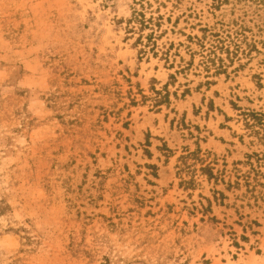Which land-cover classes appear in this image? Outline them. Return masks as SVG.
<instances>
[{
  "label": "rangeland",
  "instance_id": "rangeland-1",
  "mask_svg": "<svg viewBox=\"0 0 264 264\" xmlns=\"http://www.w3.org/2000/svg\"><path fill=\"white\" fill-rule=\"evenodd\" d=\"M104 257L264 264V0H0V264Z\"/></svg>",
  "mask_w": 264,
  "mask_h": 264
},
{
  "label": "trees",
  "instance_id": "trees-1",
  "mask_svg": "<svg viewBox=\"0 0 264 264\" xmlns=\"http://www.w3.org/2000/svg\"><path fill=\"white\" fill-rule=\"evenodd\" d=\"M218 60H220L219 58H218ZM207 62H210V64H215V59L214 58H208L207 59ZM221 62V61H220ZM219 68H220V65L216 68V70H219ZM155 93H156V95H157V99H155V100H157V101H155V102H160L161 101V98H162V96H161V94H160V92L159 91H155ZM193 153H190L189 155H192ZM186 156H184L183 158H185ZM200 170L201 171H203V172H207L206 174H208V176L209 177H212L213 176V174H212V169L210 168V167H208L207 165H202L201 167H200ZM115 263H117L116 261H113L112 259H111V257H104V263L103 264H115Z\"/></svg>",
  "mask_w": 264,
  "mask_h": 264
}]
</instances>
